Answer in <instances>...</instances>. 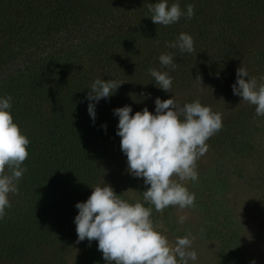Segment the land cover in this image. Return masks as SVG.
<instances>
[{"label": "trees", "instance_id": "1", "mask_svg": "<svg viewBox=\"0 0 264 264\" xmlns=\"http://www.w3.org/2000/svg\"><path fill=\"white\" fill-rule=\"evenodd\" d=\"M155 2L0 0V96H11L13 119L30 141L27 171L0 220V264H53L76 245L90 264L105 262L97 241L77 243L74 217L75 204L105 182L109 165L127 162L113 109L153 111L157 97L172 93L181 106L199 99L222 115L210 149L248 138L250 120H264L232 92L241 64L257 79L264 75V0H169L184 11L194 7L191 19L169 26L147 17ZM181 32L193 37L190 54L165 47ZM161 53L174 56L172 93L148 75L149 68L164 70ZM98 77L123 83L96 104L93 122L85 97ZM237 107L242 115L231 121ZM235 143L247 152L246 142Z\"/></svg>", "mask_w": 264, "mask_h": 264}, {"label": "clouds", "instance_id": "2", "mask_svg": "<svg viewBox=\"0 0 264 264\" xmlns=\"http://www.w3.org/2000/svg\"><path fill=\"white\" fill-rule=\"evenodd\" d=\"M148 12L151 15L147 17L154 24L169 26L182 16L191 19L194 7L189 4L184 11L178 2L157 0L148 5ZM165 47L190 54L194 51V40L190 34L181 32ZM158 60L164 70L149 68L148 75L156 87L172 93V77L167 69H175L174 56L161 53ZM122 83L98 77L87 87V112L93 122L96 104L114 95ZM232 92L241 101L255 106L256 116H264V75L257 79L241 64ZM11 99L0 96V220L11 206L9 194L18 192V182L27 171L23 164L29 155L30 141L13 119ZM154 104L153 111L145 106L133 113L130 105L113 109V115L118 117L116 135L126 156L127 171L142 178L147 186L142 199H123L103 180L92 187L85 201L75 204L77 243L87 240L90 246L97 241L105 264H195L198 260L191 232L170 242L164 234L167 229L157 225L152 214L153 210L160 213L170 206L181 210L194 206L195 194L186 184L197 181L196 161L207 152L206 141L221 130L222 115L199 99L181 106L173 93L168 99L157 97ZM186 220L185 215L178 217L181 224ZM250 264H255V260Z\"/></svg>", "mask_w": 264, "mask_h": 264}, {"label": "rangeland", "instance_id": "3", "mask_svg": "<svg viewBox=\"0 0 264 264\" xmlns=\"http://www.w3.org/2000/svg\"><path fill=\"white\" fill-rule=\"evenodd\" d=\"M237 109L229 112L231 121L242 115ZM249 124L248 138L226 140L222 149L209 148L218 132L206 141L208 150L196 161L198 179L186 184L195 194L193 207L181 210L170 206L160 213L153 210L154 222L167 229L164 234L170 242L189 232L195 237V264H225L224 251L229 257L227 264H250L253 259L255 264H264V120L251 119ZM236 140L246 142L247 152ZM123 166L118 167L121 171L109 165L105 182L116 193L118 189L123 199H142L143 179L128 173L127 162ZM180 215L187 217L183 224L178 222ZM70 249L53 264H90L85 249L77 245Z\"/></svg>", "mask_w": 264, "mask_h": 264}]
</instances>
